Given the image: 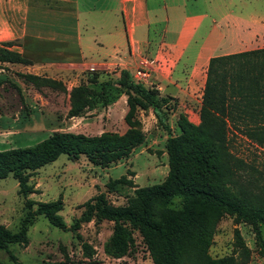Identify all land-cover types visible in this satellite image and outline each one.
Listing matches in <instances>:
<instances>
[{"label": "trees", "instance_id": "obj_1", "mask_svg": "<svg viewBox=\"0 0 264 264\" xmlns=\"http://www.w3.org/2000/svg\"><path fill=\"white\" fill-rule=\"evenodd\" d=\"M14 44V41L0 43V62L30 63L22 53L9 49ZM27 76L51 81L41 76ZM89 82L97 85L95 79ZM114 82L119 94L125 96L123 118L127 124L134 108L150 109L157 125L165 131L168 170L164 180L160 184L135 187L126 205H112L103 193H96L83 203L80 215L69 226L58 214L60 199L34 203L25 198V212L17 230L11 231L0 224V251L5 252L9 264H23L9 245H26L28 227L39 215L60 230H75L80 222L91 219L112 222L103 252L114 258L125 253L131 243V230H136L153 264H246L249 249L236 229L234 235L241 255L238 261L229 255L211 258L203 248L218 218L228 214L235 223L250 226L256 254L264 258V240L258 227L259 221L264 222V185L254 179L237 181L240 172L252 167L230 152L228 138V131L232 129L264 151V48L208 58L199 121L192 124L179 115L181 132L177 135L171 134L167 123L175 109L174 97L134 82L125 69L117 71ZM89 92L84 84L71 88L70 116L78 115L83 106L81 98ZM114 98L106 102H113ZM139 141L140 136L133 129L123 135L100 136L55 131L31 146L0 151V179L11 173L17 181V193L25 197L33 192L27 183L29 172L54 161L60 154L74 159L83 154L92 164L105 166L125 156ZM118 182L119 179L109 180L107 189L111 190ZM229 187L235 188V196ZM174 199L180 203L177 210L170 207ZM189 251L191 257L185 261L181 254ZM31 264L55 263L42 260Z\"/></svg>", "mask_w": 264, "mask_h": 264}, {"label": "rangeland", "instance_id": "obj_2", "mask_svg": "<svg viewBox=\"0 0 264 264\" xmlns=\"http://www.w3.org/2000/svg\"><path fill=\"white\" fill-rule=\"evenodd\" d=\"M27 75L0 63V151L31 146L55 131L100 136L123 135L133 129L138 132L140 141L125 156L105 166L92 164L83 154L75 159L60 154L54 161L29 172L27 183L33 192L25 197L17 193V181L9 173L0 179V224L11 231L17 230L27 198L34 203L60 199L58 214L69 226L80 215L83 203L96 193H103L112 205H126L135 187L160 184L164 180L168 170L166 133L157 125L150 109L134 108L130 123L124 121L125 96L119 94V87L114 82L116 72L87 68L73 78L44 77L50 82ZM93 79L97 85L89 82ZM82 84L90 92L81 98L83 106L78 115L70 116V90ZM200 96L194 93L186 98H175V109L167 119L172 135L181 132L179 115L192 124L198 123ZM113 97V102H106ZM228 138L230 152L252 167L240 172L237 181L244 183L246 179H254L257 184L264 185V151L232 129L228 131ZM113 179H119V182L109 190L106 183ZM230 193L235 194L234 187L230 188ZM35 206L33 204L32 208ZM170 207L177 210L180 203L174 199ZM258 223L264 240V222ZM112 226L110 221L91 219L80 222L75 230H60L39 215L28 227L27 244H11L9 249L23 264L42 260L55 264H153L136 230H131V243L121 257L105 255L103 245ZM235 229L249 249L246 264H264V258L256 254L250 226L244 222L235 223L228 214L221 215L216 221L207 243L203 244L205 253L211 258L229 255L238 261L241 255ZM189 253L181 254V258L188 261ZM0 262L9 264L4 251H0Z\"/></svg>", "mask_w": 264, "mask_h": 264}, {"label": "crops", "instance_id": "obj_3", "mask_svg": "<svg viewBox=\"0 0 264 264\" xmlns=\"http://www.w3.org/2000/svg\"><path fill=\"white\" fill-rule=\"evenodd\" d=\"M6 41L30 63H0L21 74L131 75L146 61L141 84L182 99L201 95L208 58L264 48V0H0Z\"/></svg>", "mask_w": 264, "mask_h": 264}, {"label": "built area", "instance_id": "obj_4", "mask_svg": "<svg viewBox=\"0 0 264 264\" xmlns=\"http://www.w3.org/2000/svg\"><path fill=\"white\" fill-rule=\"evenodd\" d=\"M149 77V68L146 61H142L139 66H137L132 74L131 78L134 82L143 83Z\"/></svg>", "mask_w": 264, "mask_h": 264}]
</instances>
